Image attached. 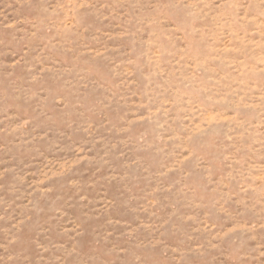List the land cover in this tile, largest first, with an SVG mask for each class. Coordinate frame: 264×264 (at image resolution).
I'll return each instance as SVG.
<instances>
[{
	"label": "rangeland",
	"instance_id": "obj_1",
	"mask_svg": "<svg viewBox=\"0 0 264 264\" xmlns=\"http://www.w3.org/2000/svg\"><path fill=\"white\" fill-rule=\"evenodd\" d=\"M0 264H264V0H0Z\"/></svg>",
	"mask_w": 264,
	"mask_h": 264
}]
</instances>
